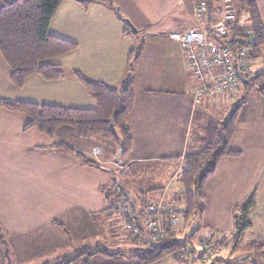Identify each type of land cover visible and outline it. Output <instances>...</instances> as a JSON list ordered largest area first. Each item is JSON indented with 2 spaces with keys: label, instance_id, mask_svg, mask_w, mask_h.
<instances>
[{
  "label": "crops",
  "instance_id": "crops-1",
  "mask_svg": "<svg viewBox=\"0 0 264 264\" xmlns=\"http://www.w3.org/2000/svg\"><path fill=\"white\" fill-rule=\"evenodd\" d=\"M110 1L112 9L104 2L83 9L73 1H65L58 8L49 31L53 36L74 42L78 48L55 59L64 69L62 79L43 81L41 77L33 75L25 81L24 87L17 89L11 85L9 69L0 58V74L9 82V86L7 84L0 89L2 99L93 109V97L77 82L73 71L82 73L89 81L105 83L113 88L120 87L123 80L128 78L135 93L134 107L127 122L133 147L127 159L115 153L114 160L109 157L100 159L99 142H92L93 137L79 139L72 129L59 128L54 138L46 137L36 128L24 130L27 121L23 113L0 107V225L8 232L6 238L10 239L8 243L15 251L12 254L14 264H28L30 258L26 257L29 256L40 260L52 250L56 241L62 247L66 244L52 228L55 226L52 221L56 220L52 215L61 214L68 206H84L85 211L90 213L100 210L104 217L111 218L115 214L113 209L108 211L101 192V188L108 189L106 185L112 177L103 165L128 176L121 178L120 183L115 181L113 185L114 188H121L131 199L138 200L147 193L145 199L164 196L172 200L175 191L170 182L176 178L183 164L181 156L185 155L188 147H198L205 129L217 122L219 112L226 111L230 104L228 101L217 104L205 101L193 106L195 79L184 67L179 45L167 38L172 31L183 32L206 25V22L200 23L194 16L195 4L203 0ZM254 1L264 29V0ZM124 18L132 23L135 33L122 21ZM217 18L216 13L213 16L210 12L211 22L217 21ZM259 52L255 76L264 73V46ZM138 53V59L134 60L132 55ZM243 89L239 97L246 96L248 91L244 92ZM260 99L263 114L253 118L241 114L238 118L230 148L240 154L224 157L208 182L203 219L211 227L215 225L212 221L215 209L225 208L228 216L232 213L233 203L222 200L226 191L233 190L240 183V176L250 172L243 158L264 153V98ZM223 117L221 115V119ZM60 143L85 154L96 161L100 168L82 166L73 155L57 149ZM95 147L99 148L100 154L93 157L90 153ZM126 180L132 187L124 186ZM17 192L23 193L22 199L27 198V202L34 200L27 207H19V215L28 217L27 221L20 219L17 208L9 205L14 202ZM261 204H264V196L255 202L254 209ZM31 206H35L34 209L39 207L38 211L34 212ZM236 207L234 205L233 209ZM111 221L113 223L115 219ZM61 224L67 232L57 226L55 228L64 232L70 241L65 224ZM29 228L36 229V233L28 246L30 254L25 255L15 247L22 245L26 238L19 237L21 233H28V236L32 232ZM2 252L4 261L8 263L9 252L3 251L0 242V264H4ZM64 257L43 264H61L57 260ZM217 257L216 254L213 258Z\"/></svg>",
  "mask_w": 264,
  "mask_h": 264
},
{
  "label": "trees",
  "instance_id": "trees-1",
  "mask_svg": "<svg viewBox=\"0 0 264 264\" xmlns=\"http://www.w3.org/2000/svg\"><path fill=\"white\" fill-rule=\"evenodd\" d=\"M65 1L78 2L83 9L95 3L104 2L109 8H113L110 0H0V55L9 69V80L12 86L17 89L24 87L25 81L33 75H37L43 81H56L64 77L65 72L62 65L55 61L56 58L75 52L77 45L55 35H51L49 28L58 8ZM217 1V0H216ZM211 0H205L208 8L211 9ZM236 7V18L240 19L241 13H246L249 22V29L255 34L258 45H264V29L259 17L258 7L254 0H233ZM143 49V46H141ZM137 55H132L137 60ZM131 58V57H128ZM77 82L83 86L88 95L93 97L95 107L93 109L64 107L60 105L39 104L28 101H15L0 98V107L5 110L23 113L26 117L24 130L36 128L46 137L54 138L59 128L72 129L79 139L100 136L103 140L109 141L117 150V155L127 159L130 156L133 140L128 128V116L134 105L135 93L132 82L127 78L123 80L120 87H111L105 83L87 80L80 72L73 71ZM244 92L257 89L264 98V73L256 74L254 80L244 84ZM241 91V90H240ZM240 94V92H239ZM245 97H239L233 103H228L227 116L223 122L217 121L208 126L197 148H190L184 155L185 169L182 172L180 185L182 192L175 194L172 201L181 203L183 209L178 213L183 215L182 222L185 224L194 216H202L206 207V191L208 182L215 174V170L224 157H236L239 151H233L230 144L234 138L238 118L244 106ZM57 149L69 155H73L83 166L100 168L94 160L81 154L73 147L60 143ZM104 200L107 203L108 211L115 210L116 200L120 196L130 198L124 191L115 188L103 189ZM144 193L138 200L131 199L132 206H144L153 198L145 199ZM255 204L253 197L250 198L246 210H243L242 220L239 222L238 232L235 236L236 245L244 234L245 228L249 226L247 212ZM181 222V223H182ZM52 223L62 231H66L64 225L53 220ZM180 223V224H181ZM238 225V224H237ZM180 226V225H179ZM3 229L0 225L1 246L8 252L5 239L3 240ZM190 233L182 237L176 228L168 230V233L151 243L145 241V248H139L137 242H133L135 256L138 264H154L169 254H176L183 250L187 253L193 248L190 246ZM190 248V249H189ZM252 248L261 256L264 264V244L258 246L253 244ZM122 254L120 251L109 253L107 250L79 249L74 257H64L57 260L61 264H76L83 260L86 264L102 255L115 257ZM250 258V255L246 257ZM47 264V263H46Z\"/></svg>",
  "mask_w": 264,
  "mask_h": 264
},
{
  "label": "rangeland",
  "instance_id": "rangeland-1",
  "mask_svg": "<svg viewBox=\"0 0 264 264\" xmlns=\"http://www.w3.org/2000/svg\"><path fill=\"white\" fill-rule=\"evenodd\" d=\"M203 1L205 2V0ZM211 1V10L212 15L214 16L217 1ZM240 26L249 27L248 18L244 12H242L240 16ZM0 58L3 60L1 55ZM7 84L9 86L8 80L5 81L4 76L0 74V89L5 88L4 86H7ZM10 96L17 95L10 94ZM260 97L262 96L257 89L248 90L243 103L245 106L241 110L242 116L245 114L246 117L253 118V116L256 117L260 114H263V111L260 107ZM223 104L226 105V103ZM212 113H214V110ZM226 114V111H220L219 115L217 116V118L219 117V121L223 122L224 118L221 119V115L227 116ZM91 139L92 142H94V140L99 142L102 153L98 156L100 159L103 157H109L110 159L114 160V153L117 155L119 151L117 148H115L110 142L103 140L100 136H94ZM243 159L244 165H249L250 172L248 175L240 176V183L237 184L233 190L226 191V194L222 200L224 203L230 201L231 204L233 203V207L234 205L237 206L236 209L234 208L235 210L232 207L231 215H227L225 208L215 209L212 212V221L215 224L213 227L206 223L205 219H203V215L194 216L185 224L182 222L180 226L177 227V230L180 231L181 237L185 233H190L191 237L189 241L191 243L190 246L193 248L192 252L190 248L187 253H184L183 250L177 251L176 254H169L154 264H263V259L261 256L256 254L257 250L255 251V249L252 248V245L257 244L258 246H263L264 244V204L259 205L256 209H254L255 206L250 208V210L247 212L249 226L245 228L244 234L239 240V244L236 245L234 241L238 232V229L236 228L239 227V222L242 220L241 216L243 210L247 209L246 205L248 204L250 198L253 197L255 202H259L264 196V153L261 156H258L257 154L253 157H245ZM103 168L107 169L109 176L110 173L112 176L106 185L107 188L115 189L113 185L115 181L119 182L121 178L128 177L125 176L124 172L118 173L108 165H103ZM109 169H111V172ZM124 186L132 187V184L126 180ZM14 195V202H10L9 205H13L14 209L17 208V215H19V207H27L34 201L31 199L30 202H27V198L23 200L22 198L24 194L20 192H17ZM34 195L36 196V194ZM73 199L76 201L75 196ZM43 204L46 207L45 203ZM174 204L176 205L177 209H183V205L181 203ZM34 207L31 206L30 209H34ZM38 209L39 207L34 209V212L38 211ZM114 213L115 214L111 215V218L110 216L104 217V214L101 213L100 210L95 213H90L85 211L84 206H68V208H66V210L61 214L54 213L52 218H56V220L65 224L71 237L70 241L69 238L65 237L63 234L64 232L62 233L59 229H56L55 226L51 225L54 232H57L58 236L62 238L66 244L62 247L60 242L56 241L52 247V250L45 253L44 256L40 258V260L33 258L32 256L26 257L30 258L28 264H43L46 261L52 262V260L64 256L72 257L75 255V250L87 248L91 251L100 248L107 250L109 253H115L119 251L122 253L115 257H105L99 255L95 257L94 260H91L90 262L88 261L90 264H138V258L135 256V253H133V242L130 241L128 235L123 231V229L117 227V225H120V222L117 213ZM92 214L95 215L91 217ZM19 217L25 221L28 219V217H25L24 215H19ZM112 218L115 219L113 223L112 221L110 222ZM16 224L19 226V223ZM29 230L32 232L28 236V233L20 234L19 237L26 238H24L25 240L22 245H17L15 247L17 250L22 251V253L25 255L28 253V246L33 239L32 237H34L36 233V229L32 230L29 228ZM207 234H210V239L212 242L211 250L213 252L212 257H209L206 261H204L202 260L203 248L201 247L200 241L204 239ZM2 235L3 240L5 239L6 241L9 252V255L7 256L8 263L14 264L15 260L12 254H14L15 251L11 248V244L8 243L10 239L6 238L8 236V232L3 230ZM218 239L222 241H217ZM140 247L145 248L144 245H139V248ZM4 252L6 253V251ZM29 254L30 253H28V255ZM216 254L218 255L217 259L213 258ZM248 255H250L249 259L246 258ZM2 262L4 264H8L7 260L4 261L3 259V252ZM76 264L86 263L81 260L76 262Z\"/></svg>",
  "mask_w": 264,
  "mask_h": 264
},
{
  "label": "built area",
  "instance_id": "built-area-1",
  "mask_svg": "<svg viewBox=\"0 0 264 264\" xmlns=\"http://www.w3.org/2000/svg\"><path fill=\"white\" fill-rule=\"evenodd\" d=\"M215 7L217 21H210L212 10L201 1L194 6V16L206 25L183 32L172 31L167 35L170 41L179 45L184 67L195 79L192 88L194 107L205 101L212 104L236 101L244 84L254 80L259 51L264 46L257 44L251 29L239 26L233 0H217ZM99 152L95 147L90 154L95 157ZM180 160L183 164L170 182L175 194L182 192L180 179L185 169L184 156ZM130 200L123 195L118 197L114 211L119 218V227L130 241L139 245L146 246L145 241L156 242L183 221V215L178 213L181 208L177 209L174 202L164 196L150 200L144 206L134 207ZM210 241V234L200 241L204 261L212 257Z\"/></svg>",
  "mask_w": 264,
  "mask_h": 264
},
{
  "label": "water",
  "instance_id": "water-1",
  "mask_svg": "<svg viewBox=\"0 0 264 264\" xmlns=\"http://www.w3.org/2000/svg\"><path fill=\"white\" fill-rule=\"evenodd\" d=\"M117 16H119L118 13H117ZM122 21L125 22V23H127V25L130 27V29H131V31H132L133 33L136 32V30L134 29L132 23H130L129 20H127V19L124 18ZM244 83H245V82H244Z\"/></svg>",
  "mask_w": 264,
  "mask_h": 264
}]
</instances>
